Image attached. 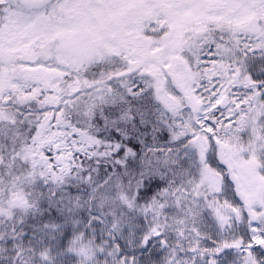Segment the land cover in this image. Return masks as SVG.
Returning <instances> with one entry per match:
<instances>
[{
    "label": "snow or ice",
    "instance_id": "6c2138e0",
    "mask_svg": "<svg viewBox=\"0 0 264 264\" xmlns=\"http://www.w3.org/2000/svg\"><path fill=\"white\" fill-rule=\"evenodd\" d=\"M0 264H264V0H0Z\"/></svg>",
    "mask_w": 264,
    "mask_h": 264
}]
</instances>
